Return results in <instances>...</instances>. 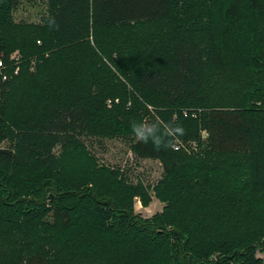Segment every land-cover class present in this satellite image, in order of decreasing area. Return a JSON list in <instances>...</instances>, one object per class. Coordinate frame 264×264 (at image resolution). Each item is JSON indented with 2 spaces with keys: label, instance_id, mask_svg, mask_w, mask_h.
I'll use <instances>...</instances> for the list:
<instances>
[{
  "label": "trees",
  "instance_id": "1",
  "mask_svg": "<svg viewBox=\"0 0 264 264\" xmlns=\"http://www.w3.org/2000/svg\"><path fill=\"white\" fill-rule=\"evenodd\" d=\"M16 2L0 0V53L19 52L0 71V264H264V0H47L34 24ZM133 122L186 134L157 151ZM83 134L127 139L160 178L126 182Z\"/></svg>",
  "mask_w": 264,
  "mask_h": 264
},
{
  "label": "rangeland",
  "instance_id": "2",
  "mask_svg": "<svg viewBox=\"0 0 264 264\" xmlns=\"http://www.w3.org/2000/svg\"><path fill=\"white\" fill-rule=\"evenodd\" d=\"M46 11L47 0H17L12 10V19L16 23L34 24L46 15ZM18 55L19 52L15 49L9 52L6 57L0 53V59L2 61L14 60ZM200 135L203 138L205 132L201 131ZM77 140L82 143L86 151L96 159L98 164L117 170L128 183H141L149 189L162 174L161 166L157 160L134 156L129 150V142L125 138H100L83 134L77 136ZM6 144V141H3L0 146ZM53 151L58 156L61 152V144H56ZM161 206L162 203L152 197L145 206L135 200L133 209L140 216L148 217L159 211ZM255 255L264 259V251H256Z\"/></svg>",
  "mask_w": 264,
  "mask_h": 264
},
{
  "label": "clouds",
  "instance_id": "3",
  "mask_svg": "<svg viewBox=\"0 0 264 264\" xmlns=\"http://www.w3.org/2000/svg\"><path fill=\"white\" fill-rule=\"evenodd\" d=\"M132 131L137 142L151 144L154 150L173 149L181 136H184V128L176 123L171 122L166 126H161L159 122L151 124L133 122Z\"/></svg>",
  "mask_w": 264,
  "mask_h": 264
},
{
  "label": "built area",
  "instance_id": "4",
  "mask_svg": "<svg viewBox=\"0 0 264 264\" xmlns=\"http://www.w3.org/2000/svg\"><path fill=\"white\" fill-rule=\"evenodd\" d=\"M14 60H15L14 62L16 63L17 57H15ZM15 65H16V64H15ZM3 68H4V64H3V61L0 59V71H1ZM16 70H17V66H14L13 72L15 73ZM1 78H2V79H5V75H2ZM175 148H176V146H175Z\"/></svg>",
  "mask_w": 264,
  "mask_h": 264
}]
</instances>
